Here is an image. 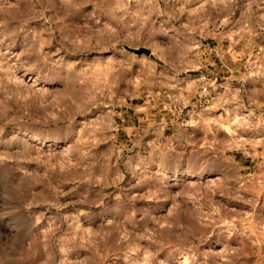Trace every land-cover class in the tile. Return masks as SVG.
<instances>
[{
    "label": "clouds",
    "instance_id": "obj_1",
    "mask_svg": "<svg viewBox=\"0 0 264 264\" xmlns=\"http://www.w3.org/2000/svg\"><path fill=\"white\" fill-rule=\"evenodd\" d=\"M125 44L156 59L134 71ZM113 258L264 264V0H0V264Z\"/></svg>",
    "mask_w": 264,
    "mask_h": 264
},
{
    "label": "rangeland",
    "instance_id": "obj_2",
    "mask_svg": "<svg viewBox=\"0 0 264 264\" xmlns=\"http://www.w3.org/2000/svg\"><path fill=\"white\" fill-rule=\"evenodd\" d=\"M200 43L203 46H206L209 49H213L215 50L217 48V44L216 41L214 39L208 38V39H204L202 41H200ZM14 50H19V49H15ZM113 55V53L111 51L109 52H93L90 53V56H103L105 58H107L108 56ZM116 58L121 59V60H127L130 61L133 67L134 71H139L144 67V61L151 59V60H155L156 57L153 54V50L151 48L148 47H136V46H131L129 44H125L122 47V51L121 52H117L115 53ZM212 59L215 62V66L216 68H221V61L219 56L216 54L215 51L212 52ZM210 70L214 71V69L211 68V66H209ZM189 75L193 76V77H197L199 75L198 72H191L189 73ZM225 73L221 72L220 73V77L218 78V83L224 87H227L228 83L231 82H226L224 79ZM39 79V77H34L33 78V82L37 81ZM41 88L42 90H50V89H44L43 88V83H41ZM252 88V85L249 84V89ZM55 90H59L58 88ZM130 103L134 106L136 105H143L144 104V100L143 99H133L130 101ZM117 111H120L119 109H117ZM143 117V113H139L137 114L134 111V108H129L126 110L125 114L122 117H114V121L116 125H120L122 122H125V127L124 128H117L116 129V136L118 141H120L122 144L127 145L128 149H131L134 145L132 143V140L129 139L130 136H132L133 130L129 127V124H133L136 125L137 127L140 125V119ZM81 120H83V117H80ZM165 135H170L171 134V129H166L165 132L163 133ZM150 135L154 136V137H159L161 135V132L159 129H155L152 132H150ZM108 146H102V148H106ZM137 151H139V149H137ZM232 154V153H230ZM235 158L238 161L242 162V167L248 170H253L256 167V164L254 163V158L252 156H249L247 158H245L241 153L236 152L234 153ZM189 156H191V150H189ZM200 167L201 164L197 161H192L189 162L187 159L184 162V173L181 176V187L182 188H186L188 186L187 181L188 180H192V179H196L197 177H194L192 175H190V173H194V172H199L200 171ZM241 175H245L244 172H241ZM185 177H187V179H185ZM208 179H212L213 177L208 176ZM109 192V194L111 193V189L107 190ZM110 199H114V197H111V195L109 196ZM224 199V198H221ZM142 203H147V202H142ZM233 204H236L237 202L233 201ZM241 208L237 207V211H240ZM99 219V218H97ZM95 227H99L100 224H95ZM210 241H205V245L206 247L203 248L204 251H211V252H215V251H220L223 248V243L221 242L219 237L213 236L210 237ZM111 264H124V262L120 259H116L113 258Z\"/></svg>",
    "mask_w": 264,
    "mask_h": 264
}]
</instances>
